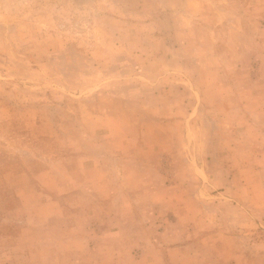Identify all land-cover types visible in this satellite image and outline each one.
<instances>
[{"label": "rangeland", "instance_id": "obj_1", "mask_svg": "<svg viewBox=\"0 0 264 264\" xmlns=\"http://www.w3.org/2000/svg\"><path fill=\"white\" fill-rule=\"evenodd\" d=\"M0 264H264V0H0Z\"/></svg>", "mask_w": 264, "mask_h": 264}, {"label": "crops", "instance_id": "obj_2", "mask_svg": "<svg viewBox=\"0 0 264 264\" xmlns=\"http://www.w3.org/2000/svg\"><path fill=\"white\" fill-rule=\"evenodd\" d=\"M255 173V172H254Z\"/></svg>", "mask_w": 264, "mask_h": 264}]
</instances>
